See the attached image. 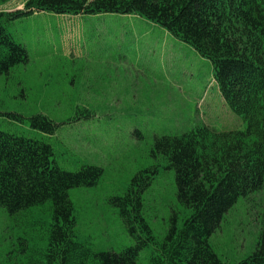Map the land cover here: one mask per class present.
<instances>
[{
  "label": "rangeland",
  "instance_id": "obj_1",
  "mask_svg": "<svg viewBox=\"0 0 264 264\" xmlns=\"http://www.w3.org/2000/svg\"><path fill=\"white\" fill-rule=\"evenodd\" d=\"M25 0H0V11H21ZM2 24L24 47L27 61L0 75V131L52 147L53 164L67 172L97 167L92 187L68 192L75 236L99 252L134 245L110 199L123 196L145 171L154 179L142 195V214L156 241L170 218L181 226L190 211L175 197L173 169L153 154L155 138L196 126L244 131L224 103L210 62L166 30L135 15H55L36 12ZM44 116L52 135L33 129ZM264 189L238 199L209 244L223 264L256 248ZM53 224L49 202L9 216L0 208V264L43 261ZM152 248L136 264H150Z\"/></svg>",
  "mask_w": 264,
  "mask_h": 264
},
{
  "label": "trees",
  "instance_id": "obj_2",
  "mask_svg": "<svg viewBox=\"0 0 264 264\" xmlns=\"http://www.w3.org/2000/svg\"><path fill=\"white\" fill-rule=\"evenodd\" d=\"M36 12L55 15L119 14L141 17L191 46L212 67L220 97L245 123L244 131L196 126L155 138L153 154L174 170L176 200L190 211L181 226L170 218L158 242L142 214V195L153 181L136 175L123 196L110 199L134 245L121 252L94 250L75 236L68 192L92 187L97 167L67 172L53 164L52 147L0 131V208L9 216L51 204L53 224L43 261L33 264H136L151 247L150 264H223L209 244L238 199L264 189V0H25L14 13L0 11V75L27 54L2 24ZM33 129L52 135L56 125L38 115ZM255 250L234 264H264V209Z\"/></svg>",
  "mask_w": 264,
  "mask_h": 264
}]
</instances>
